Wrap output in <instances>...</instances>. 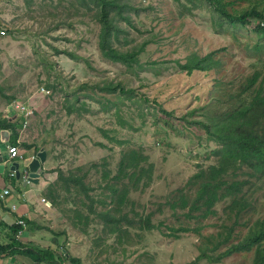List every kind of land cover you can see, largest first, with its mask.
<instances>
[{
	"label": "rangeland",
	"instance_id": "1",
	"mask_svg": "<svg viewBox=\"0 0 264 264\" xmlns=\"http://www.w3.org/2000/svg\"><path fill=\"white\" fill-rule=\"evenodd\" d=\"M225 1L233 2L230 9L237 11L250 6L249 0ZM255 1L264 5V0ZM127 2L131 9L125 13L126 21L117 20L121 31L113 45L123 51L143 46L139 64L132 67L100 55L99 25L92 11L77 0H0V114L6 104L15 102L30 103L33 110L28 125L18 133L14 130L10 138L14 141L20 135L21 142L44 150L53 181L57 170L85 172L84 183L93 200L88 203L83 198L93 212L87 225L79 223L72 216L79 208L77 198L82 197L58 186V205L53 207L49 201L45 205L53 216L40 215L38 229L31 233L24 226L22 239L30 245L50 242L55 247L51 239L56 237L57 249L63 247L81 264H251L250 251L216 258L243 237L256 219H264V185L250 186L254 187L247 195L251 207L221 245L216 243L231 226L222 211L227 201L216 203L215 215L203 218L194 211L192 219L184 215L188 207H178L177 201L176 209H171L166 201L173 196L180 199L183 189L191 200L194 187H185L188 179L213 163L211 151L216 144L192 119L199 118L201 108L210 103L215 80L235 85L252 71L256 64L252 44L264 43L251 29L258 21L253 19L243 29L228 23L218 28L217 14L198 0ZM214 50L220 59L216 69L186 73L177 64L193 52L203 56ZM110 81L133 89V94L119 97L99 91ZM72 103L76 107L82 103L83 109L67 114L65 108ZM191 110L197 112L189 116ZM5 145L0 142V155L7 158ZM129 149L153 166L150 179L148 173L136 187L128 185L121 212L135 222L152 212V229L122 224L126 232L118 237L108 233L94 211L109 208L106 184L117 171L121 153ZM26 157L17 159L19 167ZM6 173L7 169L0 174L5 180ZM11 196L17 198L14 189ZM80 209L88 213L85 206Z\"/></svg>",
	"mask_w": 264,
	"mask_h": 264
},
{
	"label": "trees",
	"instance_id": "2",
	"mask_svg": "<svg viewBox=\"0 0 264 264\" xmlns=\"http://www.w3.org/2000/svg\"><path fill=\"white\" fill-rule=\"evenodd\" d=\"M77 1L88 12L92 11L93 17L99 25L97 47L100 55L106 60L125 67L138 65V56L143 46L123 51L113 45V40L117 39L121 31L118 28L117 20L126 21L125 13L128 8L131 9L127 0ZM193 1L196 0H188L189 3ZM198 1L206 3L209 9L217 14L215 21L218 28H223L225 23L231 27L238 25L241 29L248 28L255 19L258 24L253 25L251 29L264 38V5L258 4L255 0H249V8L237 11L230 9L233 5L231 1ZM260 43L256 41L251 47L252 57L256 60L252 71L235 85L215 80V91L211 96L210 103L201 108L199 118L192 119V122L205 133L206 138L216 144V147L211 151L213 163L194 173L186 183V188L194 187L193 198L190 200L183 189L179 190L182 193L180 199L177 196L174 200L175 196H173L166 201L171 209H176L177 201H179L178 207H188V211L184 214L187 219L195 217L192 214L194 211H200L203 218L215 215L213 207L216 203L227 201L222 211L226 220L231 222V226L227 227L221 239L216 243L218 245L226 243L230 239L233 227L238 224L243 215L248 213L251 203L247 195L251 194L254 188L250 186L264 185V43ZM217 51L214 50L203 56L193 52L184 59V63L177 62V64L186 73H190L192 70L208 72L218 68L220 64ZM99 91L119 97L133 94V89H127L120 82L112 81L103 83ZM75 102H79V100L76 98ZM80 109H83L82 103L78 107L72 103L65 108L67 114L77 113ZM195 112L197 111L191 110L188 115L192 116ZM163 113L169 116L168 113ZM18 127L21 128L22 125L20 124ZM0 128L11 129L13 135L15 125L8 120L0 119ZM118 143L121 144V142ZM21 146L25 150L33 148L35 154L39 151V148L29 142H23ZM117 166V171L111 176L110 183L106 184V188L110 190L109 208L94 212L103 220V225L107 228L108 233L117 234L118 237L123 236L126 232V228H123L122 224L127 227L152 229L150 224L152 212L135 222L127 214L122 213L121 208L126 203L128 185L136 187L148 173L150 179L153 164L148 162L147 158L138 151L129 149L121 153ZM85 177V172L78 175L73 172L65 174L57 170L56 180L47 187V192L44 194L51 206L55 207L58 205V193L56 192L58 186L66 192L72 189L77 197H82L77 198L79 208L74 209L72 219L87 225L89 215L93 210L91 206L87 207L83 198H86L88 203L93 200L89 196L90 188L84 183ZM84 206L87 214H83L80 209ZM64 213L67 214V211ZM65 216L68 218V215ZM20 229L19 225L13 226L11 232L13 238L8 245H0V252L8 250V254H19L28 258L33 264H66V262L81 264L80 258L71 256L63 247L60 250L57 249L56 237L51 239L56 244V248L51 247L50 243L43 247L21 244L16 238ZM179 230L186 231L188 229L179 228ZM245 251L253 252L251 264H264V219L258 218L250 224L246 234L236 242H231L227 252L216 260L231 253ZM199 258L197 257L196 261Z\"/></svg>",
	"mask_w": 264,
	"mask_h": 264
},
{
	"label": "crops",
	"instance_id": "3",
	"mask_svg": "<svg viewBox=\"0 0 264 264\" xmlns=\"http://www.w3.org/2000/svg\"><path fill=\"white\" fill-rule=\"evenodd\" d=\"M8 107H10V103L5 105V107L3 109V116H2V114H0V118L7 120L5 118H7V116L9 115ZM11 119H13V117ZM20 119L15 118L11 122L9 121L10 123H13L15 125L14 130H16L17 133H18V131H21L20 128L18 127L20 125V123H19ZM21 120H23V118ZM6 130L8 131V135H9V140L6 142V145H5L6 157H7V149L6 148L10 145H15L20 150L21 159H22V156L24 158L27 155V157H26L27 159H26V161L23 162V166L26 163L28 164V162L36 155L34 153V149H29V150L23 149V147L21 146V143H23V141L21 142L19 139L20 135L17 136V138L15 139V143H13L14 141L11 140V138H10V136H12L11 129L10 130L6 129ZM48 163H49V160L47 159V156H46V159L41 166L43 173H41L37 184L27 183L25 186H23L22 181L21 180L19 181L18 184L23 186V188H25L23 191L21 189L19 191L18 186L16 185L15 178L9 179V177L7 175L8 171L6 173V179L7 180L3 179L2 175H0V192L4 188H11L12 190L14 189V191L17 193V196H16L17 198H14L11 196V194H12V191H11V193L6 197V200H5L7 206H4L0 209V245L5 246V245H8L10 243V240H12V238H13L12 233H11L12 228L14 225H16L15 222L19 218L24 220V222L27 225L26 227H28V231H29L28 233H31L33 231V229H38L39 221L41 220L39 218L40 215H43L44 217H52L53 216V214H50L48 212L49 209H48V207H46L48 204H44L41 200L43 198V199L49 201L46 198L45 194L43 193V190L45 189L47 184L52 182L54 179L53 175H51L50 173H47V167H48L47 164ZM42 179L44 180V182L41 184ZM8 184H10L11 186H9ZM16 187H17V189H15ZM35 194H37V195L35 196ZM10 205H13L15 207V210H11L9 208ZM25 231L26 230L24 229L21 232V235H19V238H17L21 244L22 243L28 244V243H26L27 238L25 239V241L22 239V236L25 233ZM14 238H15V236H14ZM37 243H39V242H37ZM39 245H41V244H39ZM40 247H43V246H40ZM7 251L8 250L0 252V264H9L13 261L17 262L18 264H33L28 258L21 256L19 254L10 255L7 253Z\"/></svg>",
	"mask_w": 264,
	"mask_h": 264
},
{
	"label": "built area",
	"instance_id": "4",
	"mask_svg": "<svg viewBox=\"0 0 264 264\" xmlns=\"http://www.w3.org/2000/svg\"><path fill=\"white\" fill-rule=\"evenodd\" d=\"M40 92L41 93H45L46 89H44L43 87L40 88ZM11 109L13 110V114L12 115H8L7 116V120L8 121H12L13 119L16 118V116H20V118L23 120H19V123L22 125V128H25L28 125L29 122V118L32 116L33 114V110L30 107V103L29 104H25L23 102H15L13 104H10ZM13 117V119H11ZM17 159H21V154H20V150L17 148V146L15 145H10L7 147V160L6 163L8 165H11L13 162H17ZM27 163L24 165L26 166ZM14 174H15V170L9 171L8 172V176L9 178H14ZM27 179V173H22L19 180L24 181ZM12 189L11 188H4L1 192H0V209L6 205V197L11 193ZM42 202L44 204H48L49 202L46 201L45 199H41ZM9 208L11 210H15V207L13 205H10ZM16 225L21 226V229L17 232L16 236H19L22 232V229L24 228V226L26 225V223L24 222L23 219H18L15 222ZM9 264H18L17 262L13 261Z\"/></svg>",
	"mask_w": 264,
	"mask_h": 264
},
{
	"label": "water",
	"instance_id": "5",
	"mask_svg": "<svg viewBox=\"0 0 264 264\" xmlns=\"http://www.w3.org/2000/svg\"><path fill=\"white\" fill-rule=\"evenodd\" d=\"M8 113L9 115L13 114L11 107H8ZM8 140V131L6 129H0V142L5 143ZM45 159L46 152L44 150H39L26 166L19 167L17 162H13L11 165H8L6 163V158L0 155V174H2L6 169L8 172L15 170L14 178L15 180L19 181L21 174L27 173V179L22 181L23 186H25L27 183L37 184L41 173H43L41 166Z\"/></svg>",
	"mask_w": 264,
	"mask_h": 264
},
{
	"label": "bare ground",
	"instance_id": "6",
	"mask_svg": "<svg viewBox=\"0 0 264 264\" xmlns=\"http://www.w3.org/2000/svg\"><path fill=\"white\" fill-rule=\"evenodd\" d=\"M11 132V131H10ZM12 134V133H11ZM22 151V150H21ZM24 151V150H23ZM23 155V154H22ZM23 157V156H22ZM7 159V158H6ZM8 175V174H7ZM9 177V176H8ZM25 226H27V225H25ZM21 227V226H20ZM25 230H26V228H25Z\"/></svg>",
	"mask_w": 264,
	"mask_h": 264
},
{
	"label": "clouds",
	"instance_id": "7",
	"mask_svg": "<svg viewBox=\"0 0 264 264\" xmlns=\"http://www.w3.org/2000/svg\"><path fill=\"white\" fill-rule=\"evenodd\" d=\"M21 129V128H20ZM29 163V162H28ZM20 181V180H19Z\"/></svg>",
	"mask_w": 264,
	"mask_h": 264
}]
</instances>
